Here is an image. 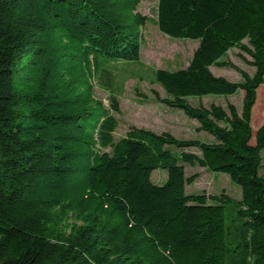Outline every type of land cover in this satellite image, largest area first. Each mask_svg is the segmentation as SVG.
Wrapping results in <instances>:
<instances>
[{
  "label": "trees",
  "instance_id": "obj_1",
  "mask_svg": "<svg viewBox=\"0 0 264 264\" xmlns=\"http://www.w3.org/2000/svg\"><path fill=\"white\" fill-rule=\"evenodd\" d=\"M141 1L0 0V264H264V0H158L159 30L199 45L187 67L156 70V99L212 141L135 125L115 137L107 66L141 58ZM235 48L252 74L227 59ZM240 90L241 109L190 102ZM187 165L226 173L241 197L188 194Z\"/></svg>",
  "mask_w": 264,
  "mask_h": 264
},
{
  "label": "rangeland",
  "instance_id": "obj_2",
  "mask_svg": "<svg viewBox=\"0 0 264 264\" xmlns=\"http://www.w3.org/2000/svg\"><path fill=\"white\" fill-rule=\"evenodd\" d=\"M139 11L148 17L143 28V43L141 58L135 61L119 60L108 62L114 92L121 103V112L116 116L119 127L115 132L118 139L125 135L132 126L144 127L155 132H170L180 139H201L210 141L213 137L206 131L198 129L200 123L197 119L189 117L180 108H171L156 99L155 91L165 97V90L155 82L154 73L158 69L177 70L189 65L192 56L199 45V40L189 38H173L161 32L157 25L158 0H142ZM238 49L229 52L227 59L248 71L254 72V67L246 63L239 55ZM212 71L220 76H225L232 81H240L241 74L234 68L213 66ZM102 85L95 81L96 95L109 105L110 91L108 80L102 78ZM244 91L229 97L206 96L191 98L193 105L209 107L212 103L227 107L234 103L241 109ZM264 123V84L258 90V100L253 109L252 126L256 131ZM190 151L200 153L192 147ZM186 173L190 176L199 173L198 180L186 187L188 194H200L206 191L209 194H219L226 191L235 198L241 197V187L234 183L223 172L208 171L200 166H186ZM168 178V171L163 168L156 169L152 174V181L163 185ZM230 217V215H229Z\"/></svg>",
  "mask_w": 264,
  "mask_h": 264
},
{
  "label": "crops",
  "instance_id": "obj_3",
  "mask_svg": "<svg viewBox=\"0 0 264 264\" xmlns=\"http://www.w3.org/2000/svg\"><path fill=\"white\" fill-rule=\"evenodd\" d=\"M214 140V138L212 137L210 141Z\"/></svg>",
  "mask_w": 264,
  "mask_h": 264
}]
</instances>
